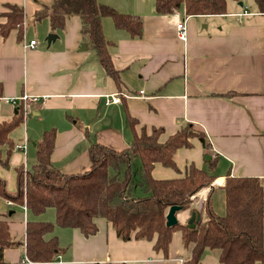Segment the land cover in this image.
<instances>
[{
	"label": "crops",
	"instance_id": "1",
	"mask_svg": "<svg viewBox=\"0 0 264 264\" xmlns=\"http://www.w3.org/2000/svg\"><path fill=\"white\" fill-rule=\"evenodd\" d=\"M98 1L143 21L142 34L134 37L117 28L110 16L102 18L118 80L107 74L96 50L84 39L78 15L68 18L65 28L57 31L45 17L37 29L35 12L52 0H0V24L6 22L2 15L6 3L21 5L24 10L21 34L19 28L6 37L0 31V121H10L21 112L25 124L22 141H14L11 133L12 151L16 149L17 156L13 159L11 152L9 166L0 161V177L11 192L17 190V168L28 169L32 153L35 161L46 130H56L53 164L65 173L80 174L92 166L93 143L118 151L130 147L133 132L129 116L136 120L138 133L143 128L149 133L161 128V142L191 124L204 137H192L190 146L177 149L176 168L157 162L152 174L158 179L182 177L190 164L202 168L206 159L216 161L215 181L195 194L193 205L201 208L210 197L213 211L224 215L228 175L264 180V13L259 12L255 0H251L253 8L245 0L243 5L228 0L227 13L209 15H189L184 5L162 14L155 0ZM180 21L185 23L186 40L178 36ZM48 33L59 35L50 45ZM31 40L37 41L35 47ZM141 90L143 97L136 95ZM111 93L130 97L106 104L105 95ZM23 95L37 99L18 104L9 100ZM31 117H43L49 129L39 126L33 132L26 124L28 119L32 122ZM1 149L4 156L8 145ZM2 205L1 218L9 221L16 239L26 238L29 214L35 217L32 220L55 221L50 215H34L26 204H20L24 217L19 221L16 202L0 196ZM181 212L186 213L183 222L190 213ZM96 222L98 231L90 236L79 228L56 225L55 233L47 238L56 235L63 250L53 261H31L21 245L6 248L0 264H184L188 256L179 231L165 257L154 248V240H122L107 219L100 217ZM200 264L221 263L216 252L206 251Z\"/></svg>",
	"mask_w": 264,
	"mask_h": 264
},
{
	"label": "trees",
	"instance_id": "2",
	"mask_svg": "<svg viewBox=\"0 0 264 264\" xmlns=\"http://www.w3.org/2000/svg\"><path fill=\"white\" fill-rule=\"evenodd\" d=\"M237 2L243 0H234ZM159 13H173L180 5L189 15L225 14L228 0H155ZM259 12L264 13V0H255ZM2 12L6 22L0 24L6 37L19 28L22 32L24 10L21 5L6 3ZM78 15L82 20V35L96 50L98 59L108 75L118 80V71L109 51L102 18L110 16L115 26L140 36L143 21L139 16L121 13L98 0H52L43 3L35 12V20L49 17L53 31L64 29L68 18ZM3 84L0 82V98ZM23 120L18 113L10 121H0V161L9 166L13 140L11 133ZM133 140L129 148L118 151L100 143L90 147L92 166L80 174H68L57 168L51 154L55 148L56 130H46L37 145L34 164L25 170L17 168V190L11 192L7 181L0 177V196L18 204H26L34 214L48 208L56 211V222L29 220L26 238L16 239L10 233L9 221L0 212V263L6 248L24 245L26 255L34 262L55 260L62 252L56 235L47 236L55 225L79 228L86 236L98 231L97 218L111 222L118 238L154 240V248L168 257L175 232L181 233V244L188 253L184 264H200L206 251H214L221 264H264V180L254 176L226 177V213L219 215L211 206L210 197L201 208L193 205V196L216 179V161L206 159L205 167L190 164L182 177L158 179L152 174L155 163L176 168L174 154L181 147L191 145L192 137H204L191 124L161 142V128L149 133L135 129L136 120L129 116ZM8 145L3 156L1 147ZM140 159L139 168L133 159ZM139 191L141 193H139ZM189 210V217L174 226H167L166 216L171 206ZM180 211V212H181ZM193 212L202 218L193 228L188 221ZM97 264H130L104 262Z\"/></svg>",
	"mask_w": 264,
	"mask_h": 264
},
{
	"label": "rangeland",
	"instance_id": "3",
	"mask_svg": "<svg viewBox=\"0 0 264 264\" xmlns=\"http://www.w3.org/2000/svg\"><path fill=\"white\" fill-rule=\"evenodd\" d=\"M245 3H246V5L248 4V5H250L252 8H253V5H252V1L251 0H245ZM46 18H43L41 21H37V23H36V27H37V29H39V23H42V22H44V21H46L45 20ZM49 34V33H48ZM48 36V35H47ZM61 118V117H60ZM31 119H32V122H30L29 121V119H28V121L26 122V124H28L29 126H30V130H32L33 132H35V130H36V128L37 127H39V126H44V128H46L47 127V129H49L48 127H50V126H45L44 125V121H43V117L42 118H39V117H31ZM24 123L23 122H21L19 125H17L15 128H14V130H13V132H12V137H13V139H14V141H18L19 140V138H21L20 140L22 141V139H23V136H24ZM31 147H33V145L31 146ZM17 150L16 149H14L13 151H12V157H13V159H15L16 158V156H17V152H16ZM3 152L4 153H6V149H4L3 150ZM34 154L32 153V154H30V156H29V160H30V166H29V168H31L32 167V164H34L33 162H34ZM133 161H134V163L136 162L139 166L141 165L140 163V159L138 158V157H135L134 159H133ZM10 167L11 168H13L14 167V165L11 163V161H10ZM139 193H141L140 191H139ZM195 206H197V204H194ZM0 208H4V206L2 205ZM23 209V207L20 205V204H18L17 203V206L14 208V210L16 211V214H15V216L17 217V218H19V221H23V217H24V211L22 210ZM1 210V209H0ZM7 210H9L8 208H7ZM186 213H183V212H179L178 213V215H177V217H178V219H182V217L185 215ZM49 215H50V218H54V220H56L55 219V211H54V209H49V210H46L43 214H42V216H44V217H49ZM29 216H30V219L29 220H32V219H35V217L34 216H32V215H30L29 214ZM186 221V220H185ZM51 222H56V221H51ZM56 226V225H55ZM55 229V228H54ZM55 232L53 231L52 232V234H54ZM18 239H20V238H18ZM259 264V263H258Z\"/></svg>",
	"mask_w": 264,
	"mask_h": 264
},
{
	"label": "built area",
	"instance_id": "4",
	"mask_svg": "<svg viewBox=\"0 0 264 264\" xmlns=\"http://www.w3.org/2000/svg\"><path fill=\"white\" fill-rule=\"evenodd\" d=\"M178 28V36L180 39L182 40H186L187 39V33H186V27H185V23L183 21H180L177 25ZM31 46L35 47L37 45V41L36 40H31L30 41ZM137 96L139 97H143L145 96V92L143 90L139 91L137 94ZM123 97H130V95L125 94V93H111V94H107L105 95V102L106 104L109 103H121L122 102V98ZM37 99V97L35 96H29V95H23L22 97H18V98H12L9 99L11 102H13L14 104H18L21 102H25L28 101L29 99ZM195 198V195L193 196V199Z\"/></svg>",
	"mask_w": 264,
	"mask_h": 264
},
{
	"label": "water",
	"instance_id": "5",
	"mask_svg": "<svg viewBox=\"0 0 264 264\" xmlns=\"http://www.w3.org/2000/svg\"><path fill=\"white\" fill-rule=\"evenodd\" d=\"M239 5H243V1H240L239 2ZM59 37V35L57 33H49L48 36L46 37V40L48 42V45L51 44V42H53L54 40H56L57 38ZM181 211V207L180 206H171L169 208V211L167 213V216H166V224L167 226H174L176 225L178 222H179V219L177 217L178 215V212ZM202 218L201 214L198 212H193L189 221H188V226L190 228H193L196 224L197 221H199L200 219Z\"/></svg>",
	"mask_w": 264,
	"mask_h": 264
}]
</instances>
